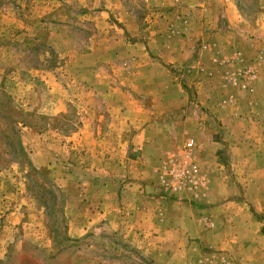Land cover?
Instances as JSON below:
<instances>
[{"label": "rangeland", "instance_id": "rangeland-1", "mask_svg": "<svg viewBox=\"0 0 264 264\" xmlns=\"http://www.w3.org/2000/svg\"><path fill=\"white\" fill-rule=\"evenodd\" d=\"M170 34L183 47L178 54L147 45L172 60L169 77L145 60L146 78L134 79L132 57H113ZM263 51L264 0H0V264H167L168 232L131 230L130 203L142 183L127 182L134 188L127 196L118 182L131 176L137 153L119 152L116 166L117 152L104 148L114 138L84 134L93 118L101 131L124 125L122 107L135 98L150 111L142 125L158 148L155 174L172 197L197 204L199 212L187 210L191 218L218 229L209 240L231 259L214 264H264V106L254 92ZM197 62L205 70L197 72ZM90 67L101 72L97 89L87 84ZM166 81L173 87L162 88ZM155 92L174 100L160 117L152 113L164 110ZM191 161L197 172L186 169ZM101 173L110 174L105 183ZM231 208L253 212V220L244 213L230 220ZM235 226L242 234L254 229L259 241L247 236V246L228 248Z\"/></svg>", "mask_w": 264, "mask_h": 264}, {"label": "crops", "instance_id": "crops-1", "mask_svg": "<svg viewBox=\"0 0 264 264\" xmlns=\"http://www.w3.org/2000/svg\"><path fill=\"white\" fill-rule=\"evenodd\" d=\"M231 6V5H230ZM106 19V17H103ZM105 19H100V23H105ZM99 22V21H98ZM164 36V37H163ZM163 36H150L149 38H145L143 41H138L136 43L137 48L132 50L131 53H129V50L124 52L123 50L120 49L117 53L116 51H113V57H118V58H125L127 56L132 57V61L134 64H138L136 67V71H138L139 75L134 76L135 78H146L143 75L142 67H141V61H148V68L153 70V68L160 69L161 72L166 77H169V65L170 62H172L171 59L169 61H163L162 57L160 56V53H157L156 51H153L149 48L147 49V45L151 44V41H154L155 43H159L167 53H179V50H182L183 47H174V38H176V34L169 35L165 37ZM199 38V37H198ZM123 45V42H121ZM191 43V42H190ZM190 43H188L187 47L185 50H189L191 48ZM213 45V43H212ZM204 47V46H203ZM215 48L216 45H213ZM131 54V55H130ZM94 55L96 53L94 52H88L84 56H91L94 58ZM261 58L257 61L260 62L259 67H258V78L257 81L254 84V89L260 93V102L264 106V51L263 53H260ZM164 56V55H163ZM151 61V63H150ZM101 63H94L97 65H102ZM168 65V67L166 65ZM197 72H199L200 69L205 70V68L200 67V62H197ZM172 67V66H171ZM124 61L121 69H124ZM200 68V69H199ZM95 69L98 68H93L90 67L91 70V79L90 81H87V84L90 85L91 87H99L100 84H97L96 79L98 78V75L101 74L100 71H95ZM213 69V68H212ZM114 71V66H110V71ZM116 72H118L116 70ZM105 74V72H104ZM148 78L149 79H156L157 81L159 80L158 76L153 75L151 71H148ZM110 76V75H109ZM120 78V77H119ZM117 80H119L117 78ZM116 80V81H117ZM169 82H165L164 84H167ZM157 85L162 84V82L158 81L156 83ZM119 86L120 84H116ZM143 84L140 83L139 85H135L140 92H143L142 86ZM121 86V85H120ZM173 87V84H167L163 86L162 88H170ZM151 94L154 92L150 90ZM165 93L167 91H164ZM163 94L162 92L159 93L158 95L155 92V95H153V100L156 102V104H163L164 105V110H156L155 112H152L154 115L157 117L162 116L167 109V106L165 104H170L174 100L170 95ZM69 101H64L63 99H58L57 103H68ZM122 109L125 110L124 115H127L126 123L124 125H120L121 123H117L114 125V127L110 128V131H101V128H99L98 123H95L94 118L92 119L90 123V131L89 129L85 131V136H95V137H107L111 136L114 138V144L110 145L108 147H104L107 151L106 153H111L113 152L110 151V148L114 151L117 152L116 159L113 161H117L118 164L116 166L120 165V162L122 160L119 159V152H131L134 153L136 156V160L134 165L132 166V174L131 176L127 179L125 175H120L118 178V182H120V185L123 186V194L124 195H129L133 191V187H130L128 183L132 184L133 186L139 185L142 183L140 186L142 187L141 190L139 188L136 189V192L134 194L133 200H131V207H132V220L134 222L135 217H136V223L132 225V231L133 229L138 230L139 227H144L146 230H153L154 232L161 231L163 233H167V238L164 240L165 242L163 244L167 245L168 252L164 253V262L167 264L171 261L172 264L180 263L182 260H177V257H180L181 259L184 258V261L186 262L193 260H196V262L201 261L203 264H214L218 258H220L221 255H224L225 260H230L231 258L226 255L224 252L223 254H218L217 252L214 251L216 246L209 240L211 236V231L215 230L214 232H217L218 229H212L214 227H211L208 225L205 221H202V218L197 217L196 215L193 214V217H190V214L187 213V210L190 207H193V209L196 210L197 213L199 212V207L197 204H193V202L189 200L183 199V196L178 197V199H175L172 197L170 192H167V189L163 185V182L160 179V176L155 174V171L157 168L155 167V159L153 158V153H155L158 148L154 146V135L150 133L149 131H144L146 130L144 127L145 123L148 121L146 116L148 117L147 113L150 111H145L143 112V107L140 104V101L138 99H134L130 101L126 107H122ZM62 112V111H60ZM67 112V111H66ZM65 114V112L60 113ZM146 115V116H144ZM124 118V117H123ZM102 118H100L101 120ZM102 121V120H101ZM129 121V123H128ZM143 121V123H141ZM144 124V125H142ZM119 126H122L120 131ZM92 128V129H91ZM124 130H130V131H124ZM90 132V133H89ZM164 132V131H163ZM164 136H166V133H163ZM124 157V155H123ZM142 160V161H141ZM111 161V160H110ZM120 167V166H119ZM136 169H135V168ZM139 167V168H138ZM125 169V167H121V169ZM138 168V169H137ZM136 172H140V175L145 174L140 177H133V175ZM110 174L101 173V182H104L107 177ZM154 177V180L157 184H160L162 186L160 189L162 191V194H159V191H155L153 189H156L155 185L154 187L151 186V178ZM126 178V179H125ZM151 179V180H150ZM104 180V181H103ZM91 182H94V179H92ZM128 182V183H127ZM105 183V182H104ZM144 185V187H143ZM164 186V187H163ZM107 192L106 189L102 190L103 192ZM165 193V194H164ZM133 194V193H132ZM170 196V197H169ZM124 197V196H123ZM146 201V202H144ZM145 204V205H144ZM220 205V204H219ZM218 205V206H219ZM196 206V207H195ZM160 208V209H158ZM209 209L206 208H201L200 212L204 214H211V217H215L216 214H214L213 208L211 210L207 211ZM220 210V208L217 209V211ZM226 212V211H225ZM247 216L248 218H251L253 220L254 213L253 212H248V211H241L240 209L237 208H231V210L228 211V217H230V220L238 221L239 218ZM235 223V222H234ZM237 226L235 227H230L229 232H230V237L227 238V240H224L226 243V246L228 248H232L235 251H238L239 249H242L243 247L247 246L249 243V239L247 236L252 237V242H257L259 240H256V237L253 239V235L256 234V231L251 228H246L244 234L238 231ZM236 231V233H233L232 230ZM238 233V234H237ZM237 254V252H235ZM215 259V260H213ZM231 263V262H230Z\"/></svg>", "mask_w": 264, "mask_h": 264}, {"label": "built area", "instance_id": "built-area-1", "mask_svg": "<svg viewBox=\"0 0 264 264\" xmlns=\"http://www.w3.org/2000/svg\"><path fill=\"white\" fill-rule=\"evenodd\" d=\"M250 75L252 74V72L251 73H249ZM194 145H195V141H194V139H189L188 141H187V143H186V145H185V152H186V162H188V158L190 157L191 158V152H192V149H193V147H194ZM190 167H186V169H188V172H189V168H190V170L192 169L194 172H197V166L196 165H194L193 164V162L191 161L190 163ZM174 172V171H173ZM172 172V173H173ZM191 176V175H190Z\"/></svg>", "mask_w": 264, "mask_h": 264}]
</instances>
